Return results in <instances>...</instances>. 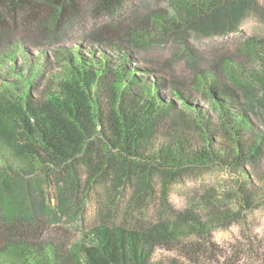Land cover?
<instances>
[{"label": "rangeland", "instance_id": "374dc122", "mask_svg": "<svg viewBox=\"0 0 264 264\" xmlns=\"http://www.w3.org/2000/svg\"><path fill=\"white\" fill-rule=\"evenodd\" d=\"M233 1L238 0H221V5ZM89 2L84 0L83 17L57 42L51 43L42 35L48 14L43 15L44 20L41 16L23 19L20 31L12 30L10 36L0 39V112L9 113L19 106L25 87L28 103L21 104L28 112L49 91H58L67 72L62 57L56 56L57 50L81 49L85 55L106 56L111 69L131 68L157 84L159 96L168 106L167 113L157 115L155 133L140 150L146 158H131L133 170L147 175L155 193L139 194L136 178L125 187L117 183L113 187L111 182L91 178L86 165L76 162L81 187L63 195L67 214L59 220L43 213L38 223L17 219L7 222L0 211L2 263L17 264V257L7 246L24 242L23 246L30 255H38L41 264H50V249L58 263L75 264L73 253L90 242L88 235L101 223L102 212L116 208L111 225L120 223L129 204L141 198L132 210L128 227L174 223L181 217L204 226L202 232H197L184 224L173 242L154 248L150 264H169L173 260L177 264H264V104L259 103L264 101V86L252 78L264 77V0H253L241 23L219 34L197 31L187 21L180 0H128L119 27L134 26L143 18L139 31H149L151 42L144 47L126 45L125 50L91 36L99 28L107 30L121 16L96 15ZM190 3L199 19L212 13L211 0ZM43 10L49 11L41 7L36 13L40 15ZM174 13L184 19L177 30L181 42L175 35L159 37L161 30L151 20L154 15L162 23L171 22ZM10 38L12 42L8 43ZM5 89L9 92L3 98ZM134 89L137 91L136 86ZM139 100L135 97V105ZM241 120L245 127L239 126ZM4 137L0 129V157L10 160L13 170H17L21 165ZM261 137L260 153L248 157L247 148L258 144ZM208 147L217 159L197 162L194 155ZM168 148L183 152L180 163L154 156ZM236 150L241 152L238 161L233 158ZM0 165H6L5 161ZM50 167L43 163L34 171L27 169L21 174L23 178L13 176V184L15 189L32 190L56 210L64 186L58 177L66 171Z\"/></svg>", "mask_w": 264, "mask_h": 264}, {"label": "trees", "instance_id": "16d2710c", "mask_svg": "<svg viewBox=\"0 0 264 264\" xmlns=\"http://www.w3.org/2000/svg\"><path fill=\"white\" fill-rule=\"evenodd\" d=\"M127 1L90 0L89 6L96 15L121 16ZM83 3L84 0H0V39L10 36L12 30L20 31L23 19L43 18L44 14H48V18H43L45 30L42 35L51 43L57 42L83 17ZM178 3L185 11L187 21L197 31L206 34L228 33L235 29L254 5L253 0H238L227 5H221V0H211L212 13L199 19L190 0H180ZM203 4L200 3V7ZM41 7L49 11L43 10L39 15L36 10ZM23 15L26 17L23 18ZM144 20L141 18L134 26L120 28L121 16L107 30L99 28L91 36L99 42H109L119 50H125L126 45L132 44L144 47L151 42L149 31H139L140 23ZM151 20L161 30L159 37L175 35L181 42V33L177 32L184 22L181 16L174 13L171 22L165 23L154 15ZM11 42V38L8 39V43ZM56 56L62 57V65L67 72L58 91H49L40 104L28 112L23 110L21 104L24 101L28 103L25 87L24 96H20V105L11 108V114L0 112V129L5 133L4 140L14 151V159L21 165L13 170V163L6 161L3 155L0 157V162L3 160L6 164L0 165V211L7 222L17 219L29 224L38 223L43 213L58 220L65 216L67 208L63 195L68 191H79L81 187L76 162H83L91 178L95 176L103 183L111 182V186L117 183L125 187L126 183L136 178L139 194L155 193V187L147 175L133 170L131 158H146L140 150L148 145L155 133L157 115L167 113L168 106L162 102L157 84L138 76L129 67L111 69L106 56L85 55L81 49L57 50ZM252 78L264 86V77L253 75ZM135 86L137 91L133 90ZM8 92L5 89L1 97L6 98ZM135 97L141 99L136 105ZM259 103L264 104V101ZM251 104L254 107V103ZM239 126L245 127L244 120ZM9 129L11 134L7 133ZM262 141L263 137L258 144L252 143L247 148L248 157L255 158L260 153ZM172 150H161L154 156L172 164L180 163L184 158L183 152ZM234 152L236 155L233 158L238 161L241 152ZM216 155L208 147L194 157L197 162L205 163L216 160ZM43 163L50 165V169L57 167L66 171L63 177H58L64 186L60 188L61 196H58L56 210H52L44 198L38 199L32 190L14 188L13 176L23 178L22 172L27 169L34 171ZM140 202L141 198H136L134 203L129 204L122 221L113 225L111 217L117 213L116 208L110 207L107 213L102 212L101 223L88 235L90 242L80 247L79 252L73 253L75 264H150V254L154 248L173 242L175 234L184 224L202 232V223L190 222L187 217H181L174 223L160 222L152 227H128L132 210ZM10 244L7 249L17 257V264H41L38 255H30V251L23 246L24 242ZM47 255L50 264H60L51 249ZM0 264H4L1 254ZM169 264L177 263L173 260Z\"/></svg>", "mask_w": 264, "mask_h": 264}]
</instances>
